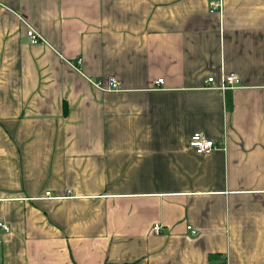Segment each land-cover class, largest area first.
<instances>
[{
    "label": "crops",
    "instance_id": "0c3cea01",
    "mask_svg": "<svg viewBox=\"0 0 264 264\" xmlns=\"http://www.w3.org/2000/svg\"><path fill=\"white\" fill-rule=\"evenodd\" d=\"M0 221V264H264V0H0Z\"/></svg>",
    "mask_w": 264,
    "mask_h": 264
},
{
    "label": "built area",
    "instance_id": "2783aa9c",
    "mask_svg": "<svg viewBox=\"0 0 264 264\" xmlns=\"http://www.w3.org/2000/svg\"><path fill=\"white\" fill-rule=\"evenodd\" d=\"M221 7V2L220 1H211L210 3V11H215L217 9H220ZM26 36L28 37L30 42L36 43L41 40V36L38 34V32L35 30L34 27H28L26 30ZM239 82V75L237 73H228V74H223L219 78V82L217 84L214 83V77L209 76L205 79V85L206 87H211V88H217V89H230L234 88ZM95 85L100 86V87H106L110 90H115L116 88L118 89L119 87V82L113 78L109 77L105 85L101 80H96L94 81ZM157 83H162V79H159ZM216 141H214L212 138H209L206 136L203 132L200 131H193L191 137L189 138L188 145L194 149V151L198 154H207L213 151L215 148L220 147ZM45 194L50 195L49 191H47ZM0 227L5 231L8 232L10 229V225L5 223L4 221H0ZM187 228H190L188 226ZM152 230L154 232H159L160 226L156 223L153 225Z\"/></svg>",
    "mask_w": 264,
    "mask_h": 264
},
{
    "label": "rangeland",
    "instance_id": "374dc122",
    "mask_svg": "<svg viewBox=\"0 0 264 264\" xmlns=\"http://www.w3.org/2000/svg\"><path fill=\"white\" fill-rule=\"evenodd\" d=\"M39 34V33H38ZM41 40H42V38H41ZM39 42V41H38ZM115 90H117V88L115 89Z\"/></svg>",
    "mask_w": 264,
    "mask_h": 264
}]
</instances>
